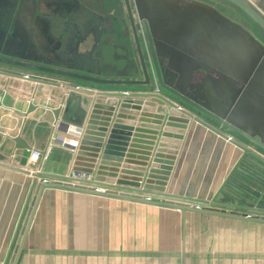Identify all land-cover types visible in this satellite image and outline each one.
<instances>
[{"label":"crops","instance_id":"0c3cea01","mask_svg":"<svg viewBox=\"0 0 264 264\" xmlns=\"http://www.w3.org/2000/svg\"><path fill=\"white\" fill-rule=\"evenodd\" d=\"M80 1L91 3V7ZM100 1L75 0L68 10L65 0H45L46 4L42 2L35 12V19H30L24 11L16 41L38 52H34L37 56L34 57L19 51L21 56L49 63L61 54V61L69 63L90 54L108 39L103 55L113 46L127 45L131 58L135 59L130 35L122 30L117 34L115 24L106 23L110 9L103 4L98 6ZM45 5L55 12L50 13ZM203 5L218 13L217 9ZM211 24L206 31L210 35L215 22ZM205 47L209 49L210 45ZM259 65L258 70L249 73L236 101L228 105L225 120L244 134L256 136L264 145V54L259 56ZM0 70L61 84L0 74V264H4L34 181L33 174L39 172L37 181H52L72 170L73 156L69 148L72 136L65 131L82 121L89 101L86 98L79 101L62 85L92 86L5 65H0ZM217 79L201 70L193 75L192 81L199 84L201 93H207L212 102L221 103L217 95L222 96L225 91L229 99L232 88L220 91L213 82ZM30 104L35 109L26 113ZM177 104L187 108L180 101ZM56 108H60L57 121L51 112ZM154 115L155 112L149 113L150 117ZM150 117L148 121L152 120ZM179 121L173 123L172 133L167 138L171 149H167L164 157L172 156V159H163V162L170 165H161L168 169L163 184L170 196H150L185 201L190 206L198 200L199 205H205L204 201L220 194L242 152L196 122L181 124ZM227 134L242 140L232 131ZM16 135L31 148L29 151L15 149L10 138ZM148 136L142 134L143 138ZM33 150L43 153L34 164L29 161ZM136 168L130 165V172L133 174ZM263 215L258 213V216ZM22 230L23 225L20 233ZM17 242L16 239L14 248ZM12 258L13 254L7 264H11ZM18 264H264V224L193 212L183 216L174 209L44 189Z\"/></svg>","mask_w":264,"mask_h":264},{"label":"water","instance_id":"95a60500","mask_svg":"<svg viewBox=\"0 0 264 264\" xmlns=\"http://www.w3.org/2000/svg\"><path fill=\"white\" fill-rule=\"evenodd\" d=\"M225 1L241 9L264 30V17L247 0ZM27 2L34 7V11L39 9L42 2L46 4L45 0H0V65L51 74L92 86L62 85L66 92L75 95L79 101L85 98L89 101L82 121L74 123L65 132L72 136L69 143L73 156L71 171L90 174L92 180L87 184L72 183L62 176L58 180L37 181L39 172L34 173V181L13 238V244L16 239L18 242L15 248L12 244L8 250L4 264H7L11 254V264H18L44 189L174 209L183 216L186 212H193L264 224V215L258 216L259 212L264 213V145L256 136L244 134L225 120L228 105L236 101L235 97L246 85L249 73L260 68L259 56L264 54V45L258 38L219 13L211 12L201 3L187 0H134L138 16L136 22L129 0H123L135 59L131 58L128 46L116 45L108 49L105 55L101 47V53L93 57L87 54L66 63L61 61L60 54L48 63L37 58H24L19 53L25 51L37 57L34 52H38L32 46H22L16 41V37L19 38V25L13 22V18L20 5ZM45 8L48 9V6L45 5ZM213 21L215 29L210 35L206 31ZM121 22L124 24L125 19L122 18ZM114 27L116 33L120 34L119 26ZM142 31L148 44L150 61L141 44ZM206 44L210 45L209 49L205 47ZM201 70L218 78L213 82L217 83L220 91L232 88L231 97L227 99L225 91H222L223 97L217 95L222 102L214 103L207 93H201L199 84L192 81L193 75L199 74ZM139 73L141 78L133 77ZM0 74L61 85L18 72L0 70ZM178 101L187 108L179 106ZM34 109L30 104L26 113ZM51 112L57 121L60 108L52 109ZM152 112L155 115L150 117L149 113ZM149 117L151 121H148ZM178 119L181 124L193 121L204 126L242 152L240 161L220 194L204 201L205 205H199L201 202L198 200H194L196 204L190 206L185 201L159 200L150 196H170L163 184L168 169L161 165H170L169 162L164 163L163 159H172V156L164 157V154L167 149H171L167 138L172 133L173 123ZM147 123L151 124L148 128ZM146 129L150 130L146 132ZM227 131L234 132L242 140L228 136ZM143 133L149 136L143 138ZM176 134L180 135L181 132ZM141 139L147 141L141 142ZM10 140L14 142L15 149H31L19 135ZM135 155H139V158ZM130 165L137 167L133 174ZM130 175L133 178H128ZM99 185L105 188H98Z\"/></svg>","mask_w":264,"mask_h":264},{"label":"flooded vegetation","instance_id":"af4514ba","mask_svg":"<svg viewBox=\"0 0 264 264\" xmlns=\"http://www.w3.org/2000/svg\"><path fill=\"white\" fill-rule=\"evenodd\" d=\"M65 1H66L65 6L67 7L68 10H70V5L71 4L76 3L75 0H65ZM187 1L204 4L200 0H187ZM80 2L83 3V5H85V6L89 7V8L91 7V3H89V2H86V4L83 1H80ZM210 2H212V1H210ZM129 3H130L131 12H132V15L134 17V20L137 22V19H138L137 17L138 16H137V12H136V9H135L134 0H129ZM102 4L104 6H108L109 9H110V12L107 15V21L105 20L106 23L108 21L109 22H113L115 24V26L116 25L119 26L120 30H122L124 32H127L130 35V37H131L130 30H129V24H128V18H127L126 11H125V8H124L123 0H102V1L99 2L98 6H101ZM208 5L213 7V8H215V9H217V5L215 3L208 4ZM37 10L34 11V7L32 5H30L28 2L25 5L21 4L19 9H18V11H16V16L14 15L15 17L13 18V22L14 23L16 22L17 25H20L21 21H23L22 13L24 11L27 12V15L30 16V19H35V14H36L35 12ZM47 10H49L50 13H54L55 12V10L51 11V9L49 7H48ZM122 18L125 19L124 24L121 22ZM17 36H19V34H17ZM141 36L142 37H140V40H141V44H142L144 53L147 56V58L149 59V61H150L149 48H148V44H147L145 35L143 34V31L141 32ZM107 40L108 39H104L96 47V49L93 52L90 53L92 55V57H93V55L101 53V50H102L101 47H103V46H105L107 44ZM130 41H131L130 45L132 46V49H133L134 48V43H133L132 37L130 38ZM134 53H135V49H134ZM150 69L152 70L151 64H150ZM133 77L134 78H141V73H139V75H133Z\"/></svg>","mask_w":264,"mask_h":264},{"label":"rangeland","instance_id":"374dc122","mask_svg":"<svg viewBox=\"0 0 264 264\" xmlns=\"http://www.w3.org/2000/svg\"><path fill=\"white\" fill-rule=\"evenodd\" d=\"M204 4L215 3L218 13L264 43V30L253 22L241 9L225 0H200ZM212 1V2H210ZM264 17V0H247Z\"/></svg>","mask_w":264,"mask_h":264},{"label":"built area","instance_id":"2783aa9c","mask_svg":"<svg viewBox=\"0 0 264 264\" xmlns=\"http://www.w3.org/2000/svg\"><path fill=\"white\" fill-rule=\"evenodd\" d=\"M41 153L38 150H33L31 152V155L29 157V161L31 163H36L37 160L41 157ZM72 183H81V184H87L88 181L92 180V175L78 172V171H70L68 174L65 175ZM100 188V187H98ZM249 215H254V213H249Z\"/></svg>","mask_w":264,"mask_h":264}]
</instances>
